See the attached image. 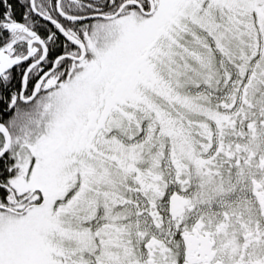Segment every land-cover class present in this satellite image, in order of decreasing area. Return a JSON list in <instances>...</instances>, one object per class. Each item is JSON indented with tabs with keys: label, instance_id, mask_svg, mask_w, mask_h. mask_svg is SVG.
Listing matches in <instances>:
<instances>
[{
	"label": "snow or ice",
	"instance_id": "obj_1",
	"mask_svg": "<svg viewBox=\"0 0 264 264\" xmlns=\"http://www.w3.org/2000/svg\"><path fill=\"white\" fill-rule=\"evenodd\" d=\"M0 264H264V0H0Z\"/></svg>",
	"mask_w": 264,
	"mask_h": 264
}]
</instances>
